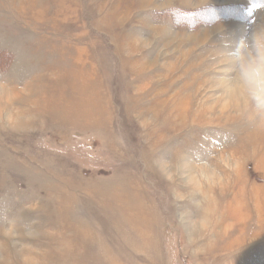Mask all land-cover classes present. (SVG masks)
Segmentation results:
<instances>
[{"label": "rangeland", "instance_id": "rangeland-1", "mask_svg": "<svg viewBox=\"0 0 264 264\" xmlns=\"http://www.w3.org/2000/svg\"><path fill=\"white\" fill-rule=\"evenodd\" d=\"M257 27L264 0H0V264H264V120L223 87Z\"/></svg>", "mask_w": 264, "mask_h": 264}, {"label": "clouds", "instance_id": "clouds-1", "mask_svg": "<svg viewBox=\"0 0 264 264\" xmlns=\"http://www.w3.org/2000/svg\"><path fill=\"white\" fill-rule=\"evenodd\" d=\"M228 56L231 68L223 83L227 98L252 122L264 120V27L254 28Z\"/></svg>", "mask_w": 264, "mask_h": 264}, {"label": "bare ground", "instance_id": "bare-ground-1", "mask_svg": "<svg viewBox=\"0 0 264 264\" xmlns=\"http://www.w3.org/2000/svg\"><path fill=\"white\" fill-rule=\"evenodd\" d=\"M3 88H1V91H2ZM9 93V91H7ZM9 96V95H8Z\"/></svg>", "mask_w": 264, "mask_h": 264}]
</instances>
